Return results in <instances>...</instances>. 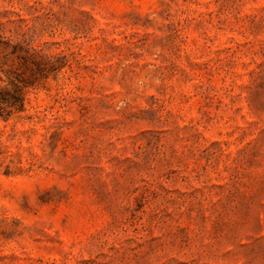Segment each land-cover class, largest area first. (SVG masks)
Listing matches in <instances>:
<instances>
[{"label":"rangeland","instance_id":"rangeland-1","mask_svg":"<svg viewBox=\"0 0 264 264\" xmlns=\"http://www.w3.org/2000/svg\"><path fill=\"white\" fill-rule=\"evenodd\" d=\"M0 264H264V0H0Z\"/></svg>","mask_w":264,"mask_h":264},{"label":"trees","instance_id":"trees-1","mask_svg":"<svg viewBox=\"0 0 264 264\" xmlns=\"http://www.w3.org/2000/svg\"><path fill=\"white\" fill-rule=\"evenodd\" d=\"M6 111L5 106H0V117L3 116V113Z\"/></svg>","mask_w":264,"mask_h":264}]
</instances>
